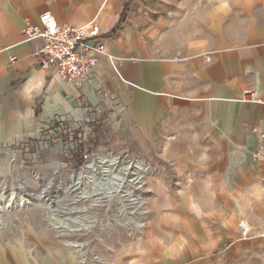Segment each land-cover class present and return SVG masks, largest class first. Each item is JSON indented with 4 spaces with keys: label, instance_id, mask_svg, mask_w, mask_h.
Segmentation results:
<instances>
[{
    "label": "rangeland",
    "instance_id": "374dc122",
    "mask_svg": "<svg viewBox=\"0 0 264 264\" xmlns=\"http://www.w3.org/2000/svg\"><path fill=\"white\" fill-rule=\"evenodd\" d=\"M242 1L124 4L152 55L180 58L208 9L236 18ZM64 106L30 139L0 147V264L12 251L27 264H264L260 166L198 112L140 132L105 94L96 106Z\"/></svg>",
    "mask_w": 264,
    "mask_h": 264
},
{
    "label": "crops",
    "instance_id": "0c3cea01",
    "mask_svg": "<svg viewBox=\"0 0 264 264\" xmlns=\"http://www.w3.org/2000/svg\"><path fill=\"white\" fill-rule=\"evenodd\" d=\"M125 1L0 0V147L30 139L51 107L96 106L105 94L140 132L192 108L213 133L223 135V145L248 154L251 163V153L264 144V17L258 16L264 0L240 2L236 18L224 6L208 9L201 22L185 28H192L194 41L180 58L148 51ZM47 12L59 25L94 21L104 35L112 59L98 56L95 77L81 88L59 80L52 68L42 70L36 56L42 40L23 36L25 19L35 23ZM245 91L255 92L259 102L244 101ZM211 190L214 184L206 195L213 203Z\"/></svg>",
    "mask_w": 264,
    "mask_h": 264
},
{
    "label": "built area",
    "instance_id": "2783aa9c",
    "mask_svg": "<svg viewBox=\"0 0 264 264\" xmlns=\"http://www.w3.org/2000/svg\"><path fill=\"white\" fill-rule=\"evenodd\" d=\"M23 36L25 40H42L43 46L36 56L42 70L54 69L61 81H72L77 88L95 77L98 56L112 59L106 52L104 35L91 21L79 27L59 25L50 12L41 15L37 22L24 21ZM9 61L14 62L15 58ZM248 98L244 101L259 102L255 92L245 91ZM251 163L258 164L262 172V194L264 195V144L257 147L250 155ZM241 234L246 236L249 226L242 221L238 224Z\"/></svg>",
    "mask_w": 264,
    "mask_h": 264
},
{
    "label": "bare ground",
    "instance_id": "6f19581e",
    "mask_svg": "<svg viewBox=\"0 0 264 264\" xmlns=\"http://www.w3.org/2000/svg\"><path fill=\"white\" fill-rule=\"evenodd\" d=\"M91 162H88V163H86L85 164V166H84V168H86V169H89L90 167H91ZM94 168V167H93ZM13 253L12 254H10V255H13V256H11L14 260H13V262L11 263H9V264H27L25 261H23L22 259H21V257H19V255H18V253L17 252H15V251H12ZM23 255V254H22ZM0 257H2V256H0ZM4 257V256H3ZM9 257V256H8ZM5 259H7V258H5L4 257V260ZM10 259V258H9ZM2 260V258L0 259V261ZM1 262H3V261H1Z\"/></svg>",
    "mask_w": 264,
    "mask_h": 264
},
{
    "label": "trees",
    "instance_id": "16d2710c",
    "mask_svg": "<svg viewBox=\"0 0 264 264\" xmlns=\"http://www.w3.org/2000/svg\"><path fill=\"white\" fill-rule=\"evenodd\" d=\"M120 28V26L117 25V27H115L113 30H112V33H116V31H118Z\"/></svg>",
    "mask_w": 264,
    "mask_h": 264
}]
</instances>
